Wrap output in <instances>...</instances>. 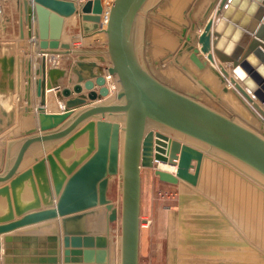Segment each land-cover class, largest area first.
I'll list each match as a JSON object with an SVG mask.
<instances>
[{"label":"water","instance_id":"1","mask_svg":"<svg viewBox=\"0 0 264 264\" xmlns=\"http://www.w3.org/2000/svg\"><path fill=\"white\" fill-rule=\"evenodd\" d=\"M20 1L19 36L23 19L28 38L37 19L42 50L68 48L59 41L64 16L79 10L81 19L94 22L102 12L100 0ZM105 35V49L72 50L71 87L59 81L66 66L45 70L44 57L34 66L36 124L2 151L0 233L13 232L3 235V264H20L17 256L28 252L29 240H39L40 249L22 264H58V254L62 264H110L106 235L91 227L103 209L119 226L116 264H138L142 167H156L163 182L197 185L205 154L264 187V0H113ZM30 62L24 69L27 102ZM13 65L12 55L0 57V93L14 89ZM103 69L115 76L114 97H108ZM51 88L56 99L65 98L59 112L44 107ZM79 106L85 107L74 113ZM12 119V111L0 108V131ZM29 151L41 154L26 165ZM114 178L118 207L108 197ZM56 217L60 252L56 221L44 222Z\"/></svg>","mask_w":264,"mask_h":264},{"label":"rangeland","instance_id":"2","mask_svg":"<svg viewBox=\"0 0 264 264\" xmlns=\"http://www.w3.org/2000/svg\"><path fill=\"white\" fill-rule=\"evenodd\" d=\"M112 1L113 0H110L107 4L110 5ZM15 9V0H0L1 40L9 39V37H16V39H18L19 37V32L17 30V10ZM143 17L144 14H141L139 17L138 36L143 26ZM80 28L79 24L75 21L74 26L68 23L64 32L67 34H76L80 31ZM24 37H26V35H24ZM141 37L142 36H139L138 43L140 51V44H142L140 42ZM102 40L104 39L102 38ZM74 43L81 44V46L78 47L82 49L90 48L99 50L106 48V46L102 44V41L98 42L97 39L94 40L93 38L89 40L88 44L79 43V40H75ZM21 50L22 47H20V51ZM71 55V58L70 56L68 58L73 63L72 57L76 59V55ZM91 58L95 59L94 56ZM57 67L62 66L58 65ZM66 67H68V65H66ZM14 75L15 77L13 78L16 85V78L18 77L16 71H14L13 76ZM22 78L24 79V77ZM24 82H26L25 79ZM13 91L14 89L7 93H0V108L4 109L6 112L12 110H7L8 105L5 104L6 101L4 100H13V96L16 94L14 99L15 105L18 106L17 110L21 106L19 103H23L22 100L24 101L23 97L19 98V96H17V88L14 92ZM14 110L12 111L13 115H15V113L17 114V110ZM16 118L17 117L14 116L13 120L15 121ZM13 120L12 124H15ZM10 126L11 125L4 127L3 130L0 131V143L3 142L5 138L7 139L5 141L6 144L3 142L5 144L3 146H6L7 142L10 140L5 137L6 134L1 136V132H8ZM1 137H3V139ZM4 149V147L1 149L0 146L1 151ZM207 159L211 158H204V160H206V166L209 165V167H211L210 169H212L214 164L216 169L213 170L220 173V177H217L219 179L218 184L214 183L213 185H209V194H207L208 192L206 193L203 190L190 186L187 182V184H185V181L182 180L180 184H173L171 186H167L166 184V186L158 187L153 183V186L156 185L157 187H153L150 200L146 198L148 196H144L143 205L140 207L141 223L138 264H264V212H262L264 211V207L262 208V206L260 207L257 205L258 209H256L257 207L254 202L249 199V196L243 197V194L239 196L238 193H236L237 190L241 191L242 188L235 185V182L238 180L246 181V188L249 190L251 188H248V185H254L253 182L255 181L243 172L241 173L238 169L239 172H235L236 169L232 170L235 167L231 166L226 161L217 159H212L211 161ZM117 186V178H114L113 182L111 181L110 183L108 197L118 207L120 196L119 187ZM210 188L215 190V192L218 190L219 194L218 192L215 194ZM257 190L258 189L255 188L254 191ZM257 193L263 194L260 190H258ZM262 196H264V194ZM224 198L227 200L224 201ZM240 198H242V200ZM238 201L241 203V206ZM249 203L256 211L260 208L261 211L259 210L256 212L253 208V211L249 210L251 209V207L248 206ZM223 204H227L226 206L228 207ZM234 206L236 207L234 208ZM234 211H240L238 213L241 217ZM245 215L248 216V218H246ZM238 217L241 220H238ZM241 221H245V224ZM246 222H250V226ZM109 224L112 230L115 229V231H113L115 233L113 234H119L118 222L114 221ZM255 228L260 230L259 233ZM252 230L253 232H250ZM255 230L256 232L254 233ZM261 234L262 238H260Z\"/></svg>","mask_w":264,"mask_h":264},{"label":"bare ground","instance_id":"3","mask_svg":"<svg viewBox=\"0 0 264 264\" xmlns=\"http://www.w3.org/2000/svg\"><path fill=\"white\" fill-rule=\"evenodd\" d=\"M15 1H18V0H15ZM26 0H21L20 2H25ZM28 1V0H27ZM32 1V0H31ZM76 1H81V0H76ZM101 1V4H102V12L100 13V14H98L97 15V19H96V21H94V22H92V21H87V20H83V19H81V12L78 10V11H76L75 13H73V14H71V15H69V16H64V20H63V24H64V22H65V18H68V17H72V19H71V25H74V21H77V18L79 17V26L81 27L80 28V33L79 34H72V35H70V39L69 40H67V41H65V42H67L68 44H69V46H68V48L67 49H59V50H62V51H59V52H61V53H72L73 54V52H72V50L74 49V48H72L71 47V45L72 44H75L74 43V41L75 40H79V43L81 42V41H83V42H88L90 39L89 38H83V37H89V36H91V37H93L92 35H94V34H96V33H99V32H102V33H104V40H103V43H104V45H105V42H106V35H105V23H106V20H107V14H108V9H109V7H110V5H108L107 4V2H109L110 0H100ZM112 3V2H111ZM16 4V3H15ZM22 5V4H21ZM23 21V37H24V32L25 33H27V29H28V27H27V25H26V22L24 21V19L22 20ZM91 22V23H90ZM92 24V25H91ZM25 27L27 28V29H25ZM30 29H31V36L29 37V38H31L32 37V34H33V37H34V46H35V49L36 50H39L40 48H38L37 46H36V43L39 41V35L37 34L38 33V23H37V19H33L32 21H31V26H30ZM62 30H63V28H62ZM200 31V30H199ZM62 32V31H61ZM62 37H69V34H67L66 32H62ZM96 37H100V35H97ZM82 38H83V40H82ZM96 40V39H95ZM59 41H64V40H62V38H61V34H60V38H59ZM97 41H99V39H97ZM76 44H78V43H76ZM106 46V45H105ZM76 49H82V48H76ZM38 53V52H37ZM40 53L42 54L41 55V57H44L45 59H44V63H45V70L47 69V68H49L47 65H48V61L50 60V62H51V67H57V65H58V58H59V55H57V54H55V55H53L54 53H51L50 51H48V50H42V49H40ZM55 53H58V50L57 51H55ZM75 55V54H74ZM68 56H70L71 57V55H68ZM28 59H30L31 60V58L30 57H28L27 58V60ZM46 60H47V62H46ZM28 62V61H27ZM215 63V62H214ZM30 65H31V62H30ZM40 66V64L38 65V67ZM225 67H226V69H228V66L227 65H224ZM20 70V74H21V77L19 78V82H22V84H20L19 86H21V89H22V92H23V99H24V102L25 103H23L20 107H19V109L17 110V107H16V109H15V111L17 110V114H16V123L15 124H10L11 126L9 127V130H8V132H4V133H6V135L8 136V140H13V139H18L20 136V133H22V131H25V130H27V129H30V128H32L33 127V125H35V123H33L32 122V125H29V123H31L30 121V118L31 117H33V118H35V113L33 112L35 109L32 107V96H33V91H32V84H33V79H32V77H31V74H32V72L30 71V73H29V75L28 76H26V77H28L29 79H30V84L28 85V92H27V94L29 95L28 96V98H29V101L27 102V100L25 99V97H24V93H25V89H24V85L26 84V82L24 83V79L22 78V77H24L25 75H24V70L22 69H19ZM104 70V77H105V85L108 87V90H109V94H108V97H114L115 96V92H116V90H117V85H116V82H115V76H113V75H110V74H108L107 72H106V69H103ZM35 74V73H34ZM24 75V76H23ZM14 77H15V75H14ZM72 84V83H71ZM66 85H68V84H66ZM65 85V86H66ZM81 85H82V83H81ZM68 86H70V85H68ZM15 89H16V86H15V88H14V91H15ZM83 89V88H82ZM54 88H51V90L50 89H45V104L47 105V108H49V109H57L58 111H60V110H62L63 109V105H64V101H61V99H56L55 97H54V95H53V93H54ZM37 96L36 97H34L33 96V103H34V105H36L37 104ZM39 99V98H38ZM64 99V98H63ZM11 99H8V100H4V101H6V105H8V107H10L9 105H10V103H13V102H15L14 100H11ZM39 101V100H38ZM45 106V105H44ZM26 108H28V110L29 111H25V109ZM36 111H37V107H36ZM19 115V116H18ZM27 115V116H26ZM13 120V119H12ZM29 125V126H28ZM4 133H2V135H4ZM5 135V136H6ZM2 139H3V137H1ZM7 139L5 138L4 140H3V142L5 143V141H6ZM3 142H1L0 143V146H2L4 143ZM6 144V143H5ZM4 147H6V146H4ZM204 157H205V155H204ZM208 157V156H207ZM209 158H211L210 160L212 161V159H215V158H213V157H209ZM207 160H209V159H207ZM216 160V159H215ZM206 160H202V163H201V170H200V174H199V181H198V183H197V185H191L190 184V186H192V187H196L197 189H199V190H203L204 192H208V187H209V185H213L214 183H216V184H218V178L217 177H220V173H217V171L216 170H213V169H216V166L213 164V166L214 167H212V169H210L211 167H209V165L208 166H206ZM3 163H4V159H3V157H2V151L0 150V167L1 166H3ZM226 163V162H225ZM229 165V164H228ZM158 166L161 168V169H163V170H167V171H173L174 169H175V166H171V165H168V164H163V163H159L158 164ZM206 166V167H205ZM230 166V165H229ZM228 166V167H229ZM231 167V166H230ZM218 169V168H217ZM232 169V168H231ZM222 170V169H221ZM232 170H235V168L234 169H232ZM220 172V171H219ZM235 172H239L237 169H236V171ZM242 173V172H241ZM226 174V173H225ZM240 174V173H239ZM228 175V174H227ZM227 175H226V177H227ZM240 176V175H239ZM241 176H242V174H241ZM243 177V176H242ZM247 179V178H246ZM249 179V178H248ZM243 180V179H242ZM179 181H181V180H179ZM230 181V180H229ZM251 181V180H250ZM241 183V184H240ZM247 183H248V181H247ZM254 183V185H252V186H254V187H252V186H249L248 185V188H251V189H249V190H247V188H246V181L244 182V181H241V180H238V181H236L235 182V185H237V186H239V187H241L242 188V190L240 191V190H237L236 191V193H238V195L239 196H242L241 194H243L244 196L243 197H247V196H249V199L252 201V202H254V204H255V206L257 207L256 209H258V206H262V208L264 207V196H262L263 194H264V187H262L260 184H258V183H256V182H253ZM252 183V184H253ZM249 184H251V183H249ZM226 185V184H225ZM216 186V185H215ZM217 187V186H216ZM255 188L256 189H258V190H260V192L262 191V193L263 194H258L257 193V191H254L255 190ZM211 189V188H210ZM209 189V190H210ZM213 189H214V187H213ZM218 189H219V187H218ZM245 189V190H244ZM254 189V190H253ZM212 190V189H211ZM212 191H214L215 192V190H212ZM217 192H218V190H216ZM204 192H202V193H204ZM210 192V191H209ZM209 192L207 193V194H209ZM213 192V193H214ZM217 192H215V194H217ZM212 194V193H211ZM218 194H219V192H218ZM213 195V194H212ZM222 195V194H221ZM210 196V195H209ZM215 196V195H214ZM218 197V196H217ZM216 198V197H215ZM241 200H242V198H240ZM248 199V198H247ZM246 199V200H247ZM227 200V199H226ZM225 200V198H224V201H226ZM216 201H217V199H216ZM222 201V200H221ZM239 202V201H238ZM251 202V203H252ZM241 203L239 202V205H240ZM253 204V205H254ZM222 205V204H221ZM224 205V204H223ZM227 204H225L224 206H226ZM238 205V206H239ZM258 205V206H257ZM232 206V205H231ZM237 206V207H238ZM241 206V205H240ZM239 206V207H240ZM246 206H247V204H246ZM248 206H250V203L248 204ZM223 207V206H222ZM226 207H228V206H226ZM230 207V206H229ZM236 206H234V208H235ZM251 207V206H250ZM249 207V208H250ZM233 208V207H232ZM231 208V209H232ZM252 208L256 211V209L254 208V207H251V209H249V210H252ZM246 209V208H245ZM237 210V209H236ZM238 210H239V208H238ZM240 210H241V208H240ZM247 210H248V208H247ZM260 211H261V208L259 209ZM259 210H257V211H259ZM233 211V210H232ZM253 211V210H252ZM256 211V212H257ZM103 212H104V209H103ZM101 213L100 215L101 216H99L101 219V225L103 226V229H105L106 231H107V234H109L110 233V225H109V222L107 221V211L105 210V214L104 213ZM235 212V211H234ZM238 212H240V211H236L235 213H238ZM262 212H264V211H262ZM234 213V214H235ZM253 213V212H252ZM259 213V212H258ZM260 214V213H259ZM258 214V215H259ZM106 216V217H105ZM238 216H239V213H238ZM246 216V215H245ZM245 216H243V217H245ZM264 216V215H263ZM239 217H241V215L239 216ZM238 217V218H239ZM246 218H248V216H246ZM246 218H243V219H246ZM242 219V220H243ZM252 219V218H251ZM238 220H241L240 218L238 219ZM250 221V220H249ZM241 222H243V221H241ZM245 222V221H244ZM243 222V224H245ZM98 223H100V222H98ZM247 223V222H246ZM250 223V222H249ZM249 223H247L248 225H249ZM254 223V222H253ZM242 224V225H243ZM251 224V223H250ZM99 225V224H98ZM100 225V226H101ZM258 225V224H257ZM101 226V227H102ZM250 226V225H249ZM253 226V225H252ZM254 227H256V226H254ZM248 229V228H247ZM250 229H252V228H250ZM256 229V228H255ZM258 229H259V227H258ZM254 230V229H253ZM253 230L252 231H250V232H253ZM257 230V229H256ZM256 230L254 231V233L256 232ZM249 231V230H248ZM258 231V233H259V231L260 230H257ZM103 232H105V231H103ZM249 233V232H248ZM257 233V234H258ZM259 235V234H258ZM251 236V235H250ZM260 236V235H259ZM109 237H111L110 235H109ZM255 237V236H254ZM113 238V237H112ZM260 238H262V234H261V237ZM257 240V239H256ZM255 240V241H256ZM263 241V240H262ZM248 242V241H247ZM110 243L112 244H110L111 245V247L114 249V251H115V259L117 258L116 257V252H117V246H118V236H117V238H116V240L114 239V240H110ZM183 250V249H182ZM257 254V253H256ZM116 263H117V261H116Z\"/></svg>","mask_w":264,"mask_h":264},{"label":"crops","instance_id":"4","mask_svg":"<svg viewBox=\"0 0 264 264\" xmlns=\"http://www.w3.org/2000/svg\"><path fill=\"white\" fill-rule=\"evenodd\" d=\"M15 3H16V1H15ZM16 10V9H15ZM16 15H17V20H18V12L16 11ZM71 19H72V17H68V18H65V22H64V24H63V30H62V32L64 31V29H65V27L68 25V23H70V25H71ZM73 20V19H72ZM79 17L77 18V21H76V23L77 24H79ZM75 22V21H74ZM75 24V23H74ZM143 25V24H142ZM72 26V25H71ZM74 26V25H73ZM143 28H144V25L142 26V29H141V32L139 33V36H142L143 35ZM25 29H27L26 27H25ZM17 30H18V32H19V24H18V28H17ZM200 29H198V31H199ZM26 32V31H25ZM24 32V35H26V37H23V38H20V36L18 37V39H16V37H9V39H2L1 40V38L2 37H0V57L2 56V55H6V56H8V55H12L13 56V58H14V65H13V73H14V71H16V73H17V83H16V85H15V82H14V85L16 86V88H17V92H18V95L17 96H19V98H22L23 97V92H22V89H21V86H19L20 84H22V82H18L19 81V78L21 77V74H20V70H19V68H18V62L20 61V59H22V62H23V70L26 68V63H25V61L27 60V58L28 57H30L31 58V72H32V74H31V77H32V79L33 78H35L36 77V75L34 74V66H37L38 67V65L40 64V61H41V53H40V49L39 50H36L35 49V46H34V37H33V34H32V37L31 38H28V36H27V33H25ZM62 32H61V38H62V40H64V41H67V40H69L70 39V35L72 34V33H69V37H62ZM80 32L78 31V33H76V34H79ZM97 35H100L101 37H96ZM83 38H89V39H91V38H93L94 40L95 39H99V41L101 42H103V40H102V38L104 39V33H102V32H99V33H96V34H94L93 35V37H83ZM83 38H82V40H83ZM98 41V42H99ZM80 43H82V44H88L89 43V41L88 42H83V41H81ZM102 44H104V43H102ZM75 46V47H74ZM78 46H81V44H72L71 45V47L72 48H74V49H76V48H80V47H78ZM20 47H22V50L20 51ZM48 51H54V52H51V53H54L53 55H55V54H57V55H59V58H58V65H61L62 67H65L66 65H68L70 62H71V60L68 58L69 56L68 55H71L72 53H61V52H59V51H62V50H58V53H55V51H57V50H50V49H48ZM38 52V53H37ZM88 57H89V59L91 58V57H95V53H88ZM72 56V55H71ZM67 57V58H66ZM71 58V57H70ZM72 59H73V61L75 60L74 59V57H72ZM91 59H93V58H91ZM46 62H47V60H46ZM49 63H48V67H51V62H50V60L48 61ZM214 64L216 65L217 64V59L216 58H214ZM57 65V66H58ZM101 65H107L106 63H101ZM224 65H227V64H224ZM66 71H65V76L64 77H61V78H59V81H60V83H61V85H66V84H68V85H70V86H68V85H66V86H68V87H71V83H73V82H69L68 81V78L69 77H71V79H72V81H74L75 80V75L74 74H72V73H69L68 72V68L66 67V69H65ZM227 70H229V68L227 69ZM84 73V72H83ZM1 74H2V70H1V68H0V81H1ZM13 75V74H12ZM14 77V76H13ZM14 79V78H13ZM25 83V82H24ZM80 83H82V82H80ZM15 86H14V88H15ZM32 86V91H33V96L34 97H36V95H35V92H34V79H33V84L31 85ZM20 87V88H19ZM97 87L98 86H94V88L95 89H97ZM18 88H19V90H18ZM51 90V89H50ZM14 92V91H13ZM86 92V90L83 88L82 90H81V92H80V94H83V93H85ZM76 95H78L77 93H72V96H76ZM33 96H32V107L35 109L33 112L35 113V118H33V117H31L30 118V122L31 123H29V125H32V122L33 123H35L36 124V121H37V118H36V116H37V111H36V107L38 106V98H37V104L36 105H34V103H33ZM14 97H16V94H15V96H13V100L15 101V99H14ZM65 100V98L64 99H61V101H64ZM22 102L23 103H25L23 100H22ZM23 103H19V105L21 104H23ZM10 107H8V109L7 110H14V109H16V107H17V105H15V102H13V103H10V105H9ZM45 109L47 110V111H50V112H59L57 109H49V108H47V105L45 104ZM83 107H85V106H79V107H76V108H74L73 110H74V113L75 112H77V111H79V110H81ZM15 111V110H14ZM61 111V110H60ZM73 115V114H72ZM71 115V116H72ZM14 116H16V113H15V115H13V118H14ZM71 116H69L67 119H65L63 122H61V124L59 125V126H63V125H66V124H68L69 122H70V117ZM95 119H96V117H94ZM103 119V118H102ZM113 119H114V116H113ZM116 120V119H115ZM14 121V120H13ZM15 123H16V120L14 121ZM13 125V124H12ZM28 125V126H29ZM4 133V132H3ZM6 133H4V135H5ZM1 136H2V132H1ZM5 137H7L8 138V136L6 135ZM3 145H5V144H3ZM1 146V149H2V147H4V146ZM5 149L4 150H6V147H4ZM49 148H51V147H47L46 148V150H49ZM27 154H29V156H28V159H27V161H26V165H29L31 162H33V160H34V158H35V156H40V154L41 153H32L31 151H29V153L27 152ZM205 155V154H204ZM205 157H207L206 155H205ZM205 157H203V159L205 158ZM209 157V156H208ZM210 160V159H209ZM215 160V159H214ZM213 160V161H214ZM211 162V161H210ZM215 162V161H214ZM159 167V166H158ZM156 167H154V168H152V167H142L141 168V171H140V177H141V185H140V207L143 205V202H144V196L146 195V196H148V197H146V198H148L149 200H150V198H151V194H152V189H153V187H155L156 185L158 186V187H161V186H166V184H167V186H171V185H173L172 183H167V182H163V181H161V180H159L158 178H157V176L154 174V169H155ZM160 168V167H159ZM171 172H173V171H171ZM114 180V179H113ZM113 180H112V182H113ZM182 181V180H181ZM181 181H178V183L177 184H180V182ZM111 183V182H110ZM153 183L154 184H156V185H154L153 186ZM185 184H187L186 182H184ZM156 186V187H157ZM118 187V186H117ZM53 190V189H52ZM117 192H118V190H117ZM55 197V196H54ZM103 211V210H102ZM104 212H105V210H104ZM103 212V213H104ZM105 214V213H104ZM99 216H101V215H99ZM97 217L94 221H93V223H92V225H91V227L93 228V230L95 231V233H101V234H104V235H106V238H107V250H108V254H109V263L111 264L112 262H113V264H116V261H117V259H115V251H114V249L111 247V243H110V240L112 241V240H116V238H117V236H118V234H113V233H115V232H113V231H115V229H113L112 230V228H111V225H110V233L109 234H107V231L105 230V229H103V226L101 225L102 223H101V218L100 217ZM106 217V216H105ZM49 221H56V228H57V239H58V251L60 252V249L62 248V244H61V239H62V228H61V223H60V217H56V218H54V219H52V220H46V221H44V222H49ZM44 222H39V224L40 223H44ZM98 222H100V223H98ZM99 224V225H98ZM34 225H38V224H34ZM102 227H101V226ZM33 226V225H32ZM29 227H31V225H29V226H25V227H23V228H29ZM47 228H49V227H47ZM19 229H22V228H19ZM103 231H105V232H103ZM10 233H13V232H6V233H0V241H1V250H0V254L2 253V250H3V235H6V234H10ZM27 233H35V234H38V235H40V236H43L44 237V235L46 234V232H45V234H44V232H42V231H32V232H27ZM109 235L111 236V237H109ZM113 237V238H112ZM40 241L39 240H37V241H34V240H29L28 241V244H27V247H26V250L28 251L26 254H21V255H18L17 257H20L19 258V261L17 262V263H20V264H22V263H24L23 262V260H24V258L25 257H31V255H32V252L34 251V250H39L40 249V247H39V243ZM111 244V245H110ZM18 248H19V250H21L23 247H22V244L21 243H18ZM22 247V248H21ZM25 248V247H24ZM12 256H14V255H12ZM14 263V262H13ZM12 263V264H13ZM27 264L28 263H30V262H26ZM58 264H62V259H61V255L60 254H58V262H57ZM0 264H3V261L1 260V258H0Z\"/></svg>","mask_w":264,"mask_h":264},{"label":"built area","instance_id":"5","mask_svg":"<svg viewBox=\"0 0 264 264\" xmlns=\"http://www.w3.org/2000/svg\"><path fill=\"white\" fill-rule=\"evenodd\" d=\"M84 1H86V0H81V1H79V2L77 1V3L84 2Z\"/></svg>","mask_w":264,"mask_h":264}]
</instances>
